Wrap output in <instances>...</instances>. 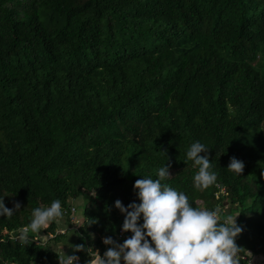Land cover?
I'll return each mask as SVG.
<instances>
[{"label": "trees", "instance_id": "trees-1", "mask_svg": "<svg viewBox=\"0 0 264 264\" xmlns=\"http://www.w3.org/2000/svg\"><path fill=\"white\" fill-rule=\"evenodd\" d=\"M194 142L218 180L202 191ZM165 164L162 183L221 223L235 216L239 254L264 256V0H0V199L21 205L0 217V264H58L69 232L82 264L103 238L123 243L115 201L139 203L135 181ZM56 199H83V222L21 242Z\"/></svg>", "mask_w": 264, "mask_h": 264}, {"label": "clouds", "instance_id": "clouds-1", "mask_svg": "<svg viewBox=\"0 0 264 264\" xmlns=\"http://www.w3.org/2000/svg\"><path fill=\"white\" fill-rule=\"evenodd\" d=\"M207 151L204 144L194 142L186 152L187 160L198 167L193 186L201 191L218 183L208 156L201 155ZM170 167V164L160 167L157 179L135 181L133 187L139 203L132 202L125 207L120 200L115 201L114 207L124 215L121 231L130 232L131 236L123 243H116L111 237L103 238V244L110 247L103 257L97 253L88 264H121V261L123 264H239L242 248L237 246L236 238L242 229L235 218L221 223L218 209L194 207L184 192L162 183L171 178ZM227 169L240 175L244 164L233 157ZM3 200L0 199V217H10L21 207L17 203L14 209H9ZM63 215L59 199L46 208L33 209L30 223L21 230L18 239L27 244L29 230L39 234L50 224L59 223ZM81 250L82 245L75 246V251ZM78 259L75 255H64L59 261L77 264Z\"/></svg>", "mask_w": 264, "mask_h": 264}, {"label": "built area", "instance_id": "built-area-1", "mask_svg": "<svg viewBox=\"0 0 264 264\" xmlns=\"http://www.w3.org/2000/svg\"><path fill=\"white\" fill-rule=\"evenodd\" d=\"M220 196H227V190L224 186L220 187ZM63 208L64 211V217H70L71 221L73 223V227L69 228L68 230L63 229V230H59L56 235H49V236H45L43 237V235H41V237H43V240H40V236H37L34 241L36 242V244H40L42 246H45L47 244V242L49 241V239H53L55 238L57 235L59 234H66L68 231H72L75 229L74 225L76 226L77 224H80L81 222L77 219L76 215H77V208L76 206H71L70 208ZM26 228V227H25ZM123 235V232H120L119 238H121ZM13 238V237H12ZM17 239V238H15ZM101 257H103L104 253H98ZM64 255L67 254H62L60 255V257L58 258V264H60L59 259L63 258ZM97 255V253L95 255H93V259L95 258V256ZM67 256H72V255H67ZM78 257V256H77ZM78 262L77 264H82L80 257H78ZM242 262H246L247 264H249L251 262V259L246 255H241L239 254V264H241Z\"/></svg>", "mask_w": 264, "mask_h": 264}, {"label": "rangeland", "instance_id": "rangeland-1", "mask_svg": "<svg viewBox=\"0 0 264 264\" xmlns=\"http://www.w3.org/2000/svg\"><path fill=\"white\" fill-rule=\"evenodd\" d=\"M83 202H84L83 199L75 201V205L77 206V209H78V214L82 215V216H83V205H84ZM80 221L82 223L83 222V218ZM235 222H236V219H235ZM68 234H69L68 235V240H66V242L64 244L66 247L62 246V248L60 249V254H67L68 253V250H69L68 248H69V246L71 244V239L73 240L75 238V234L73 232H69ZM71 254H73V253H71Z\"/></svg>", "mask_w": 264, "mask_h": 264}, {"label": "crops", "instance_id": "crops-1", "mask_svg": "<svg viewBox=\"0 0 264 264\" xmlns=\"http://www.w3.org/2000/svg\"><path fill=\"white\" fill-rule=\"evenodd\" d=\"M75 204V203H74ZM77 219L80 221L83 217L82 215H79L78 212H77V215H76ZM233 219L236 217H232ZM84 220V219H83ZM81 222V221H80ZM61 225H62V228H64L66 226V223H65V220H61L59 222ZM64 226V227H63ZM62 248V246L59 248V253H60V249ZM69 249V248H68ZM62 255V254H60ZM67 255H74V254H69L67 253ZM247 256L251 259V262L249 264H264V256L263 255H253L251 252H248L247 253ZM121 264H123V261H121Z\"/></svg>", "mask_w": 264, "mask_h": 264}, {"label": "water", "instance_id": "water-1", "mask_svg": "<svg viewBox=\"0 0 264 264\" xmlns=\"http://www.w3.org/2000/svg\"><path fill=\"white\" fill-rule=\"evenodd\" d=\"M123 219H124V215H123Z\"/></svg>", "mask_w": 264, "mask_h": 264}]
</instances>
